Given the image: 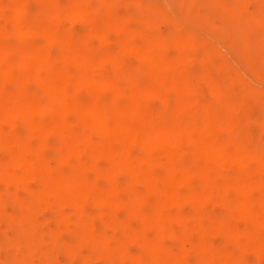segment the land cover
Returning a JSON list of instances; mask_svg holds the SVG:
<instances>
[{
	"label": "bare ground",
	"instance_id": "bare-ground-1",
	"mask_svg": "<svg viewBox=\"0 0 264 264\" xmlns=\"http://www.w3.org/2000/svg\"><path fill=\"white\" fill-rule=\"evenodd\" d=\"M0 264H264V0H0Z\"/></svg>",
	"mask_w": 264,
	"mask_h": 264
},
{
	"label": "rangeland",
	"instance_id": "rangeland-1",
	"mask_svg": "<svg viewBox=\"0 0 264 264\" xmlns=\"http://www.w3.org/2000/svg\"><path fill=\"white\" fill-rule=\"evenodd\" d=\"M153 2H161L164 3L165 0H150ZM197 9L200 10V12L210 16L211 20L215 24V33L217 34V41H219V45L221 48L222 53L232 62L233 65H235L238 68H242L241 61H240V49L242 50L241 43L234 41L229 35L227 34L225 29H220L222 24V19L219 16V12L216 8L209 5L207 2H198L197 3ZM174 11L179 14H183L184 10L180 6H176L174 8ZM192 23L196 26L197 20L192 19ZM198 32L203 34L205 31L201 29L200 27L197 28ZM228 46H231L232 48H227Z\"/></svg>",
	"mask_w": 264,
	"mask_h": 264
}]
</instances>
